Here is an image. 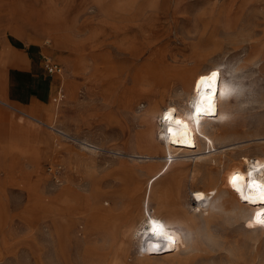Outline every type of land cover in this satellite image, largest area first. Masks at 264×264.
I'll return each mask as SVG.
<instances>
[{
	"label": "rangeland",
	"instance_id": "374dc122",
	"mask_svg": "<svg viewBox=\"0 0 264 264\" xmlns=\"http://www.w3.org/2000/svg\"><path fill=\"white\" fill-rule=\"evenodd\" d=\"M14 46H34L42 65L52 57L63 75L42 68L41 98L31 89L28 100H7L30 117L0 104V264H92L88 247L102 243L82 234L91 213L115 206L132 181L143 192L164 164L153 160L162 156L159 133L145 112L188 101L167 74L188 82L220 65L245 86L213 171L184 158L185 198L222 186L245 159L264 158V0H0V95L15 86ZM227 97L220 92L221 104ZM216 225L208 252L144 259L132 250L122 264H264V225L226 216Z\"/></svg>",
	"mask_w": 264,
	"mask_h": 264
},
{
	"label": "bare ground",
	"instance_id": "6f19581e",
	"mask_svg": "<svg viewBox=\"0 0 264 264\" xmlns=\"http://www.w3.org/2000/svg\"><path fill=\"white\" fill-rule=\"evenodd\" d=\"M212 71L220 74L216 85L218 94L212 109L203 115L197 124L193 118V105L199 95L195 91L197 81L201 76H208ZM166 76L170 80L177 79V82L183 85L188 101L186 103L181 101L179 106L165 104L155 112L147 108L145 112V124L150 125L154 118V131L159 133L157 146L162 156L154 157L153 160L157 159L164 164L149 178L143 192L138 185L133 186L132 181L131 187L123 192L120 202H117L115 206L105 208L100 205L96 212L91 210L93 213L90 215L88 227L83 231L79 230L90 239V241L88 239L89 242L102 243L98 249H94L92 248L94 244L91 246L86 239L83 240L91 246L88 247L87 252L92 264L95 261L98 264L103 261H107V264L126 263L133 256L132 250H135L134 253L138 257L144 259H168L181 254L189 256V253L195 250L208 252L211 243H215L214 227L217 226L218 218L226 216L236 221L250 220L255 218L261 208H264V203L257 200L259 193L250 189L247 183L249 179L264 183V158L245 159L241 164L232 167L222 186L213 184L215 183L212 171L217 155L216 142L219 137H222L226 127L234 123V115L239 110L233 107V99L239 101L240 96L244 95L245 86L236 79L226 78L225 70L220 65L213 66L188 82L180 71ZM221 91H226L228 95L227 100L222 104L219 99ZM149 104L150 107L153 105L152 102ZM170 110L172 118L165 120L164 115ZM177 120L182 123H177ZM169 128L173 130L172 133H169ZM148 140L152 142L150 135ZM84 142L83 144L89 148H97L95 144ZM202 150L205 151L204 155L201 153ZM187 155L197 156L196 163L204 161L207 164L206 167L212 170L209 180L213 184V188L209 191H193L188 199L185 198L183 182L184 168L189 166L183 161L188 157ZM249 171L253 173L251 178L247 176ZM235 173L244 175V180L238 182V186L242 188L245 196H250L256 200V203L242 199L241 195L234 190L229 181ZM196 176L197 174H194L192 179ZM162 185L163 188L159 190L158 186ZM197 193L202 194L200 198H197ZM41 208L47 210L49 204L43 201ZM150 219L164 224L166 232L175 240L174 246L169 245L167 240L149 238L152 234L146 231V228ZM95 221L98 223L97 232L93 229ZM96 233L98 238H93ZM59 235L62 241L61 234ZM71 239H73L72 236L69 237V242L72 241ZM154 245H159L161 250H154ZM68 257L70 262V254Z\"/></svg>",
	"mask_w": 264,
	"mask_h": 264
},
{
	"label": "snow or ice",
	"instance_id": "6c2138e0",
	"mask_svg": "<svg viewBox=\"0 0 264 264\" xmlns=\"http://www.w3.org/2000/svg\"><path fill=\"white\" fill-rule=\"evenodd\" d=\"M219 73L217 71H212L208 76H201L197 81L195 91L199 94L197 99L193 105V118L196 123L199 124L200 118L207 114L214 105V100L216 95L218 94V89L216 87L217 81L219 79ZM201 84H203V88H201ZM171 110L166 112L164 115L165 120L171 119ZM177 123H182V121L177 120ZM169 133H172L173 130L171 128L168 129ZM247 176L251 178L253 173L249 171ZM244 180V175L241 173H235L230 177V183L232 184L235 191L240 193L241 198L250 201L252 203H256V200L252 199L250 196H245L243 194V190L238 186V182ZM250 189H253L259 193V199L261 202H264V183H260L256 179H249L247 181ZM202 194L197 193V198H200ZM255 220L258 224L264 225V208H261L255 215ZM146 231L151 232L152 236L157 238H163L169 242V245L174 246L175 240L172 235L166 232L165 226L161 221L150 219L148 221V227ZM153 249L156 251L161 250L159 245H154Z\"/></svg>",
	"mask_w": 264,
	"mask_h": 264
},
{
	"label": "crops",
	"instance_id": "0c3cea01",
	"mask_svg": "<svg viewBox=\"0 0 264 264\" xmlns=\"http://www.w3.org/2000/svg\"><path fill=\"white\" fill-rule=\"evenodd\" d=\"M18 46V45H17ZM13 50L16 51V59H14L12 65H8L10 68H17L16 71L10 72L9 77L13 78V88H11V95H0V104H3L5 106H8L17 112L30 117L26 113L22 112L17 107L10 105L7 103L8 101L17 102L18 101H24L28 100L29 98L33 97L34 95H31L30 92L33 89L34 93L37 95V97H42V82L40 81V78L43 79V65L41 60L39 59V55L37 52V49L32 46L27 52L21 51L19 47L14 46ZM0 66L3 60H6L5 54L0 53ZM8 58V57H7ZM4 60V61H5ZM3 64V63H2ZM2 75L0 74V77ZM37 80V87L34 88V80ZM35 95V98H36Z\"/></svg>",
	"mask_w": 264,
	"mask_h": 264
},
{
	"label": "built area",
	"instance_id": "2783aa9c",
	"mask_svg": "<svg viewBox=\"0 0 264 264\" xmlns=\"http://www.w3.org/2000/svg\"><path fill=\"white\" fill-rule=\"evenodd\" d=\"M43 69H44L45 75L48 77H53V76L62 77V75H63L62 64L59 61L54 60L52 57H44L43 58ZM62 90H63V88H61V90H59V93L54 98L55 103H59L62 101V99L64 97L62 94Z\"/></svg>",
	"mask_w": 264,
	"mask_h": 264
}]
</instances>
